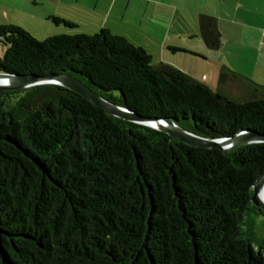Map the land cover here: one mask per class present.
I'll return each mask as SVG.
<instances>
[{
  "label": "trees",
  "instance_id": "16d2710c",
  "mask_svg": "<svg viewBox=\"0 0 264 264\" xmlns=\"http://www.w3.org/2000/svg\"><path fill=\"white\" fill-rule=\"evenodd\" d=\"M199 23L219 50L216 19ZM0 42L1 73H65L207 139L264 136V87L250 81L258 95L227 97L108 29L39 41L5 25ZM263 174L264 143L225 154L110 116L58 85L0 91V264H264L245 221L264 216L252 203Z\"/></svg>",
  "mask_w": 264,
  "mask_h": 264
},
{
  "label": "crops",
  "instance_id": "0c3cea01",
  "mask_svg": "<svg viewBox=\"0 0 264 264\" xmlns=\"http://www.w3.org/2000/svg\"><path fill=\"white\" fill-rule=\"evenodd\" d=\"M69 2L57 0L58 5L66 7L71 12H58L55 16L79 27L78 19H84L82 14H90L89 20L92 21H89L91 23L88 31L78 33L95 34L104 28L115 34L123 35L134 43L125 31L111 25L110 19L116 18L131 26L132 29L151 37L154 36V29L153 33L151 32L153 27L158 30V35L163 33L168 36L179 34L189 42L197 39L202 43L203 50H209V48L203 40L199 21L203 15L211 16L216 19L221 35V47L219 50L213 51L233 57L234 62H232V66H228L212 60L217 64L216 69H212L214 82L212 85L205 84L215 92L230 98H234L235 94H246L248 89L245 92L238 88L239 77L232 75V72H235L237 76L241 74L250 79L249 86L251 81L264 87V0H86L88 6L92 5L90 9L81 6V8H76L73 3ZM76 2V4H80V0H76ZM84 8L88 10L86 13L83 11ZM80 12L82 13L77 15ZM155 21H157L156 25ZM180 40L181 37L173 38V41L169 43L168 39L162 38L160 42L172 55L190 54L186 51H190V49L184 47L185 45L183 46ZM134 44L145 48L140 44ZM173 49L177 51H173ZM198 50L193 49L194 53L191 54L198 58L201 56L202 59L205 58L203 57L205 55ZM204 60L207 62L209 59ZM242 68H246L248 71L243 73L245 71Z\"/></svg>",
  "mask_w": 264,
  "mask_h": 264
},
{
  "label": "rangeland",
  "instance_id": "374dc122",
  "mask_svg": "<svg viewBox=\"0 0 264 264\" xmlns=\"http://www.w3.org/2000/svg\"><path fill=\"white\" fill-rule=\"evenodd\" d=\"M67 1H70L69 3H73V6L76 8L81 6L90 9L92 7V5L91 7L88 6L86 0H80V4H76V0ZM83 11L86 13V11L88 10L85 9ZM58 12L64 13L71 11L67 10L64 6L58 5L57 0H0V26L11 25L19 27L30 33L39 41H43L54 36L64 35L67 32L76 34L78 32L88 31V27H90L91 23L89 21H92L89 20V18L91 17L90 14H82L84 15V19H78L79 27L77 26L76 28H68L62 24L56 25L51 19ZM81 13L82 12L78 13L77 15H80ZM156 22L157 21H155V25ZM110 23L111 25H114L116 29L125 31L128 36L134 41V43L144 46L147 51H149L153 56L154 64L167 63L173 65L174 67H177L178 69L184 71L191 77L199 81H203L204 83H207L209 85H212V83L214 82L212 69H216L217 66L216 62L213 61L224 63L228 66H232V62H234V58L228 57L225 53H216L211 49L203 50L204 48L202 43L197 39H193L192 42H189L185 40V37L179 34H171L170 36H168L163 33L158 35V30L153 27L151 28V32L153 33L154 29V36L151 37L141 31L132 29L131 26L120 22L116 18H111ZM111 25L110 27H112ZM180 37L182 45H185L184 47L190 49V51L186 50L190 54L183 55L178 53L172 55V53L168 52L160 42L162 38L168 39L170 43L173 41V38L179 39ZM6 48L7 47L2 42H0V58L3 57ZM193 49L195 51L199 49L198 51L202 52L205 55L203 56L205 58L202 59V56L201 58L193 56L191 54L194 53L192 52ZM204 59L209 60L206 62V60ZM242 69H244L243 71H245L243 73H246V71H248L246 70V68ZM232 73V75L239 77V81H237L238 88L245 90V92L246 89H248L246 94H235L236 96H234V99L243 101L258 95L252 94L253 91L250 90L251 87L248 84V80L250 79H247L241 74H238L239 76H237L235 72ZM245 221L254 225L256 243H258L259 247H262L264 250V216L250 213L249 215H246Z\"/></svg>",
  "mask_w": 264,
  "mask_h": 264
},
{
  "label": "water",
  "instance_id": "95a60500",
  "mask_svg": "<svg viewBox=\"0 0 264 264\" xmlns=\"http://www.w3.org/2000/svg\"><path fill=\"white\" fill-rule=\"evenodd\" d=\"M58 85L86 98L94 106L102 108L108 115L124 121L145 125L169 135L171 138L195 148H217L227 154L239 147L264 143V136L254 131H242L230 139L214 140L200 137L164 118H143L133 111L117 106L104 99L79 79L62 73L40 76L37 74H6L0 72V91H20L38 85ZM252 203L264 211V174L253 187Z\"/></svg>",
  "mask_w": 264,
  "mask_h": 264
},
{
  "label": "bare ground",
  "instance_id": "6f19581e",
  "mask_svg": "<svg viewBox=\"0 0 264 264\" xmlns=\"http://www.w3.org/2000/svg\"><path fill=\"white\" fill-rule=\"evenodd\" d=\"M261 198L264 200V193H262Z\"/></svg>",
  "mask_w": 264,
  "mask_h": 264
}]
</instances>
